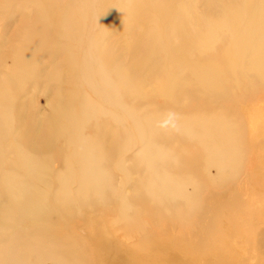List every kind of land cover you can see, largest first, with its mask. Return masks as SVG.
Returning <instances> with one entry per match:
<instances>
[{"label":"rangeland","instance_id":"374dc122","mask_svg":"<svg viewBox=\"0 0 264 264\" xmlns=\"http://www.w3.org/2000/svg\"><path fill=\"white\" fill-rule=\"evenodd\" d=\"M42 1L45 7L24 5L29 11L26 18L27 26L33 27L39 21L36 14L38 11L46 12V15L40 16L41 20L64 17L53 15V12L61 9L60 4L69 2ZM115 1L72 0L69 8L73 9L80 4L81 9L76 16H72L75 18L68 25L67 33L59 31L55 24L47 26L50 33L46 35L45 40L43 39L44 49L41 51H39L41 47L37 50L40 42L34 45L35 40L31 43L28 39L26 41L29 43L28 46L33 43L35 52L30 54V58L41 67L37 83L29 84L19 99L32 124H40L43 130L47 131L48 122H36L51 118L55 114V106L60 110L63 104L69 101L72 102V111H78L80 102H74L73 93L79 91L83 99H87L93 107L95 105L105 113L103 116H97L98 119L92 117L87 124L85 120L84 128L79 133L80 137L93 138L95 127L102 126L104 119H108L105 127L109 125L110 129L118 131L114 134L116 142H112L113 148L107 150L101 145L102 155L99 158L104 162L97 171L104 174L106 181L103 182L106 185L100 186L99 196L83 195L82 201H87L86 208L81 209L73 204V210L69 212L65 210L58 218L50 212L42 225L49 242L58 244L56 249L64 252L63 264H264V73L259 72L264 62V53L255 58L238 55L236 51H231L230 45L233 44V40L229 38L228 44V37L218 32L220 41L215 43L216 47L213 46L204 53L198 51L200 54L194 55L191 61L184 55L187 50L186 44L182 43L183 40L179 41L173 37L175 43L171 48L175 55L181 53L177 59H182L183 62L190 61L195 66L211 64L214 75L220 78V84H212L211 78L208 84L210 87L204 88L191 79L195 73H191L192 71L185 67L176 68L168 54L158 52L150 60L146 73L133 74L130 69L127 70L126 65L133 63L138 67L137 60L145 52L143 50L142 53V45L138 42L137 34L140 36L148 27L152 28L153 34L161 31L157 24L167 22L165 11L169 16L168 7L163 3H170L173 0H157L149 9L141 4L137 14L113 25L115 12L110 6ZM214 1L221 4L218 20L222 18L223 5L232 9L233 14L240 13L237 3L230 1L228 5L229 0ZM2 3L3 0H0V5ZM191 4L197 11L196 15L209 11L205 0H193ZM21 21L18 12L11 15L8 21H0V40L7 43L0 47V57L8 52V46L18 50L26 45V39L20 34L23 26ZM39 27L43 29L45 26ZM263 38L264 34L259 43L264 44ZM134 44L137 46L129 54L128 49ZM223 55L236 63L232 69H235L234 71L226 66L227 62ZM6 58L3 57L4 61L2 59V64L5 65L0 67V79L4 77L11 64L10 58ZM102 64L107 65L108 69L110 66L114 75H137L140 84L136 89H127V95H122L121 101L115 102L110 99L112 90L101 86L99 73H102ZM252 66L255 69H252ZM151 71L155 72L150 73ZM87 72L90 73L88 80L84 82L83 78L80 82L79 76L84 77ZM207 73L202 72L203 80ZM198 75L201 73L198 72ZM169 77H173V80L163 79ZM168 88L179 90V93L183 94L181 101L164 98L161 94ZM143 94L145 100L142 98ZM54 100L61 103H53ZM154 113L170 114L174 118L190 115L194 119H203L205 116L207 121L217 119V124L232 125L238 137L236 153L226 167H221L215 154H207L201 165L200 174L195 177L198 184H182L179 193L183 199L176 201L170 212L164 211L156 216L139 214L135 218V215L127 210L121 220L115 213L117 208L111 207V203L107 204V200L111 198L110 186L118 188L123 181L122 174L111 172V169L118 167L115 162H121L127 175L135 177L136 172L129 173L128 170H131L130 166L133 164L136 165L137 158L144 160L145 157L142 151L143 144L139 146L133 144L134 146L128 147L129 150L124 155L117 153L118 157L116 151L123 141L127 146L134 134L132 120ZM101 114L99 112L96 115ZM114 116L116 122L119 121L118 117L123 118L120 125L113 120ZM14 119H18L16 114ZM208 122L213 124L212 121ZM121 127L120 132L117 128ZM219 129L220 127H217L216 132ZM20 130L17 123L11 133L18 134ZM159 137L162 138V135ZM163 145L161 142L155 146L162 148ZM225 147L226 144H222L219 151L222 157H227L222 155ZM174 150L171 149V152H177ZM108 151L109 153H106ZM57 152H60V148L51 155L48 171L50 174L46 181L47 187L52 191L56 189L52 182L57 176L64 178L61 187L68 189L73 185L72 189L79 190L81 185L78 178L96 173L90 168L78 169L76 165L65 168L61 161L62 154ZM174 156L175 154L172 157ZM141 163L139 160V165ZM71 174L77 177H71V180L66 182V177ZM142 178L143 176L138 174L135 179ZM131 180L124 188L121 186L115 192L122 195L125 201L132 198L131 194L134 196L133 181L137 180ZM42 182H33V188L38 191L44 190L45 185ZM83 182L85 185L84 178ZM67 198L69 199L68 196ZM77 201L78 199H74L72 203H80ZM64 213L66 218L61 219ZM20 221L23 219L14 222L13 230L20 229L19 232L23 231L24 234L30 227H23ZM33 257L35 258L29 257V264L60 263V259L48 252L41 254V257Z\"/></svg>","mask_w":264,"mask_h":264},{"label":"bare ground","instance_id":"6f19581e","mask_svg":"<svg viewBox=\"0 0 264 264\" xmlns=\"http://www.w3.org/2000/svg\"><path fill=\"white\" fill-rule=\"evenodd\" d=\"M66 1L69 3L60 4L59 7L61 9L53 12V15L57 14L64 17L55 20L49 18L48 21L45 20L46 18L41 20L40 16L46 15V12L38 11L36 14L39 16V21L35 23L32 20L35 25L29 27L26 25L29 11L25 9L24 5L43 6V1L3 0V3L0 5V21L6 22L11 15L18 12L21 15V22L23 24L22 30L20 29L21 36L26 39L25 42L27 39L30 41L29 43L35 40L33 41L34 45L40 42L37 50L41 47L39 50L41 51L44 49L42 44L43 39L45 40L46 35L50 33L47 31L48 27L55 24L59 31L67 33L69 30L68 25L75 18L72 16H76L81 9L80 4L70 9L72 0ZM77 1L79 2V0ZM192 1L173 0L170 3H163L168 7L169 16L165 11V18H168L167 22H163L160 25L157 24V28L161 31L156 34L151 33V27L142 31L140 36L139 33L137 34L138 42L142 45V53L143 50L145 52L137 60L139 66L136 67L131 63L128 66L126 65L127 70L130 69V72L133 74L146 73L150 60L153 59L154 55L157 52L165 53L169 55V59L176 68L185 67L192 71L191 73L195 74L191 79L204 88H209L208 84L211 78H213L212 84H220V78L214 75L212 65L195 66L190 61L183 62L182 59H177V56H181V53L174 54L171 48L175 43L172 39L173 37H176L179 41L183 40L182 43H185L187 48L184 55L191 61L194 55H199L200 52H207L213 46L216 47L215 43L220 41V34L218 32H222L228 37V44L230 39L233 40L230 48L231 51H236L238 55L255 58L264 53V44L259 43L261 36L264 34V0H229L228 5L230 1L237 3L240 13L233 14L232 9L223 5L222 18L219 20L217 18L221 14V4H217L214 0H205L206 8L209 11L196 15L197 11L193 8ZM156 2L157 0H128L126 3L125 0H116L110 6L111 10L115 12L113 15V25H117L124 19L137 14L141 4H144L149 9ZM183 18L188 20H184ZM76 24L78 23L76 22ZM39 25L45 27L40 29ZM105 34L107 35V33ZM262 40L264 41V38ZM5 42L4 40H0V47ZM29 43L26 42V45L21 46L18 50L8 46V52L6 51L7 53L3 56L10 58L11 64L4 77L0 79V218L2 219L0 222V264H29V257H41V254L45 252L60 259L59 264H63L65 259L63 257L64 252L56 249L58 244L49 242L50 240L46 236L42 225L50 212L58 218L65 210L68 212L73 210V204L74 206H79L81 209L84 208L87 201H82L83 195L85 197L88 194H97L99 196L100 186L106 185L103 182L106 181L104 174L97 171L101 168V163L104 162L99 158L102 155L101 145L107 150L113 148L112 142H116L114 134H117L118 131L110 129L109 125L105 127L104 124L108 119H104L105 122L102 126L95 127L93 138L83 139L80 137L79 133L84 128L85 120L87 124L92 117L93 119H98L99 117L97 116H103L105 113L104 110L98 109L95 105L94 108L84 98L86 102L81 97L82 94L79 91L73 93L74 102H80V109L78 111H72V102L69 101L63 104L60 110H57L55 106V114L51 118L41 121L36 120V123L48 122L47 131L43 130L40 124H32L29 121L30 118L22 108L24 105L19 103V99L24 94L25 88L29 84L37 83L41 68L38 62L30 58V54H33L35 51L33 50V43V46L31 44L28 46ZM136 46L137 44L132 45L128 49V53L131 54ZM256 50L258 51L256 52ZM3 57H0V67L5 65L2 64L5 59ZM223 58L226 59V66L232 70L236 63L224 55ZM94 62L96 63V61ZM101 66L102 73H99L101 75V86L112 90L110 99L114 101H121L122 95H127V89H136L140 84L137 75H114L110 66L109 69L105 64ZM251 68L255 69L254 66ZM154 72L151 71L150 73ZM198 72L201 75H198ZM202 72H208L205 80H203ZM259 72L264 73V62ZM88 76H90L89 72L84 77L79 76V81L82 82L84 78V82H86ZM163 79L172 81L173 77ZM190 89L193 88L190 87ZM161 95L169 100L173 98L181 101L183 98V94L179 93V90L170 88L164 90ZM142 98L146 99L144 94ZM53 103L60 104L61 102L54 100ZM99 112L102 114L96 115ZM15 114L18 117L17 120L14 119ZM118 119L119 121L116 122L115 116L113 117L116 124L120 125L123 118L118 117ZM208 121H212L213 124ZM208 121L205 119V116L203 119H194L190 115L174 118L170 114L161 113H154L153 115L144 116V118L138 116L132 120L134 128L131 131L134 134L129 139L130 143L128 142L126 146L123 144V141L118 147L116 154L122 153L124 155L128 152V147L134 146L133 144L137 146L143 144L142 151H144L145 158L144 160L143 158L139 159L142 161L140 165L137 158L136 165L130 166L131 170H128V172H136L135 177L127 175V171L121 162H115L118 167L111 169V172L122 174L123 179L118 188L110 186L111 198L109 201L107 200V204L111 203V207L117 208L115 213L119 219H123L124 214L128 212L127 210H130L135 215V218L139 214L156 216L164 213V211L170 212L175 202L183 199L180 196L179 187L184 183L198 184L195 177L197 178L200 174L201 165L206 160L207 154H215L221 167H226L232 161L237 149L238 137L235 129L232 125L224 126V124H217V119H210ZM17 123L21 128L20 133L13 134L11 132L15 128V125L17 126ZM217 127H220V129L216 132ZM117 129L120 132L122 131V127ZM161 135L162 138L159 137ZM161 142L164 144L162 147L164 149L155 146ZM222 144H226L225 152L222 155L227 157H222L219 152ZM58 147L60 148V152L57 153L62 154L61 161L65 165V168L76 165L75 167H78V169L79 167L82 170L90 168L92 171H96L94 174L78 178L81 185L79 190L77 188L72 189L73 185L68 189L67 187H65L66 189L61 187V181L64 178L62 179L60 176L55 177L54 182H52L56 188L54 191L46 185L47 176L50 174L48 171L51 155L59 150ZM171 149H175L177 152L172 153ZM106 153H109V151ZM138 174L142 175L143 178L135 179ZM71 177L75 178L77 176L71 174L66 177L65 181H70ZM131 179L137 180V182L133 181L135 185V190H133L134 196L131 194L132 198H127V201H125L122 195H117L115 192L121 186L124 188L128 181H132ZM194 179L195 181H193ZM37 181H43L42 183L45 185L44 190L38 191L33 188V182ZM63 185L67 184L63 183ZM74 199H78L77 202L80 203H72ZM66 213L61 215V219L65 217ZM21 219H23V221H20L21 224L23 223V227H30L26 229L24 234L23 231L19 232L20 229L13 230L14 222ZM51 251L54 253L52 254Z\"/></svg>","mask_w":264,"mask_h":264}]
</instances>
